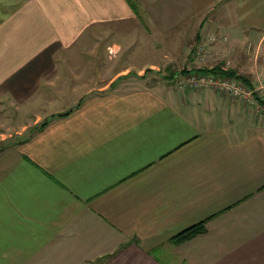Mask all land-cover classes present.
<instances>
[{"label": "crops", "instance_id": "1", "mask_svg": "<svg viewBox=\"0 0 264 264\" xmlns=\"http://www.w3.org/2000/svg\"><path fill=\"white\" fill-rule=\"evenodd\" d=\"M214 68L264 75V0H0V264H264V113L179 86Z\"/></svg>", "mask_w": 264, "mask_h": 264}, {"label": "built area", "instance_id": "2", "mask_svg": "<svg viewBox=\"0 0 264 264\" xmlns=\"http://www.w3.org/2000/svg\"><path fill=\"white\" fill-rule=\"evenodd\" d=\"M209 40L214 41L216 37H209ZM206 45V40L197 43L194 54L196 58L204 59ZM179 86H191L197 90L206 87L216 88L252 105L258 114L264 113V76L251 84L238 76H225L221 72H193L186 80H179Z\"/></svg>", "mask_w": 264, "mask_h": 264}, {"label": "trees", "instance_id": "3", "mask_svg": "<svg viewBox=\"0 0 264 264\" xmlns=\"http://www.w3.org/2000/svg\"><path fill=\"white\" fill-rule=\"evenodd\" d=\"M214 71H218V69L214 68ZM225 75L228 76H232V75H236L238 77H241L242 79L245 80V77L243 75L237 74L235 71L232 70H227L226 72H222ZM247 80V79H246ZM48 121L43 122L42 124H40V128L44 127L47 124ZM203 227H200L199 224L197 225H193L191 227H189L188 229L182 231L181 233H179L178 235H176V237H182V238H190L192 236H194L195 234H197L198 232H200L202 230Z\"/></svg>", "mask_w": 264, "mask_h": 264}, {"label": "rangeland", "instance_id": "4", "mask_svg": "<svg viewBox=\"0 0 264 264\" xmlns=\"http://www.w3.org/2000/svg\"><path fill=\"white\" fill-rule=\"evenodd\" d=\"M196 43H195V45H194V48H196ZM156 75V74H155ZM264 76V75H263ZM263 76H259V77H257V79H259L260 77H263Z\"/></svg>", "mask_w": 264, "mask_h": 264}]
</instances>
